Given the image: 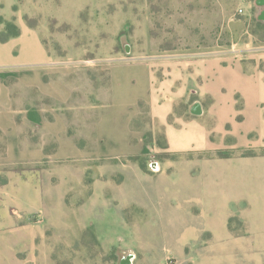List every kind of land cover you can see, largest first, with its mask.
<instances>
[{
    "label": "rangeland",
    "instance_id": "1",
    "mask_svg": "<svg viewBox=\"0 0 264 264\" xmlns=\"http://www.w3.org/2000/svg\"><path fill=\"white\" fill-rule=\"evenodd\" d=\"M255 1L0 0V264H264V146L171 153L98 94L127 57L243 40Z\"/></svg>",
    "mask_w": 264,
    "mask_h": 264
},
{
    "label": "crops",
    "instance_id": "2",
    "mask_svg": "<svg viewBox=\"0 0 264 264\" xmlns=\"http://www.w3.org/2000/svg\"><path fill=\"white\" fill-rule=\"evenodd\" d=\"M255 4L259 19L264 3ZM242 9L244 15H253L249 5ZM4 65L15 66L0 63ZM98 94L126 113V120L116 118L113 127L128 129L139 103H144L150 120L163 129L171 153L216 155L219 150L260 148L264 146V39L248 34L229 44L152 49L146 56L127 57L109 68L107 87ZM101 119L106 122L111 117Z\"/></svg>",
    "mask_w": 264,
    "mask_h": 264
},
{
    "label": "trees",
    "instance_id": "3",
    "mask_svg": "<svg viewBox=\"0 0 264 264\" xmlns=\"http://www.w3.org/2000/svg\"><path fill=\"white\" fill-rule=\"evenodd\" d=\"M0 24L3 25V28L0 30V41L1 42H6L8 39L16 37L20 34L19 29L13 23L8 22V21H3L2 19H0ZM259 30L264 31V22L260 21L257 18H254L253 27L251 29L252 35L257 36ZM258 38L264 39V37H258ZM216 153L221 158H227L230 156L228 150H219Z\"/></svg>",
    "mask_w": 264,
    "mask_h": 264
},
{
    "label": "water",
    "instance_id": "4",
    "mask_svg": "<svg viewBox=\"0 0 264 264\" xmlns=\"http://www.w3.org/2000/svg\"><path fill=\"white\" fill-rule=\"evenodd\" d=\"M256 3L257 4L264 3V0H256ZM258 18L264 21V11H263V13L261 15H259Z\"/></svg>",
    "mask_w": 264,
    "mask_h": 264
},
{
    "label": "built area",
    "instance_id": "5",
    "mask_svg": "<svg viewBox=\"0 0 264 264\" xmlns=\"http://www.w3.org/2000/svg\"><path fill=\"white\" fill-rule=\"evenodd\" d=\"M238 12H239L240 14H242V13H243V9H242V8L238 9Z\"/></svg>",
    "mask_w": 264,
    "mask_h": 264
}]
</instances>
